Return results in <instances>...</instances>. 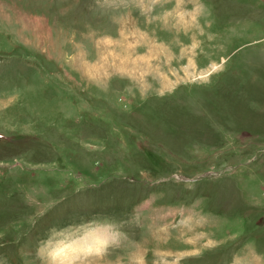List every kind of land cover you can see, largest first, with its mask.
Segmentation results:
<instances>
[{
	"label": "rangeland",
	"instance_id": "1",
	"mask_svg": "<svg viewBox=\"0 0 264 264\" xmlns=\"http://www.w3.org/2000/svg\"><path fill=\"white\" fill-rule=\"evenodd\" d=\"M0 264H264V0H0Z\"/></svg>",
	"mask_w": 264,
	"mask_h": 264
},
{
	"label": "bare ground",
	"instance_id": "2",
	"mask_svg": "<svg viewBox=\"0 0 264 264\" xmlns=\"http://www.w3.org/2000/svg\"><path fill=\"white\" fill-rule=\"evenodd\" d=\"M98 63V62H97ZM91 69H94V67H92ZM87 72V71H86ZM96 73L97 72H95V71H90V72H88L87 74L89 75V77H92L93 76V74H95L96 75ZM88 239V238H87ZM85 240V239H84ZM104 240H106V239H104V237L103 236H101V238L100 237H98V236H95V237H93V239L91 238V242H88V243H86L87 245H80V244H78V245H76L75 246V248L76 249H74V251H81V250H84V249H89V251H92V250H95L96 248H98L99 246H101V245H103V242H104ZM92 242L94 243V244H92ZM85 252H87L86 250H84ZM62 252V251H61ZM60 251L58 252V253H61ZM56 254H57V252H55ZM66 254V253H65ZM57 255H60V254H57ZM65 256V255H64Z\"/></svg>",
	"mask_w": 264,
	"mask_h": 264
}]
</instances>
